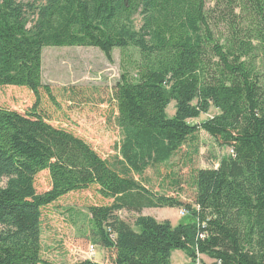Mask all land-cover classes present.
<instances>
[{
	"label": "trees",
	"instance_id": "16d2710c",
	"mask_svg": "<svg viewBox=\"0 0 264 264\" xmlns=\"http://www.w3.org/2000/svg\"><path fill=\"white\" fill-rule=\"evenodd\" d=\"M77 47L110 60L115 49L141 52L136 73L113 89L122 132L114 158L53 126L40 107L43 94L57 103L43 50ZM3 87L27 88L37 102L24 114L0 107V264H51L42 258L45 211L93 187L110 203L89 206L91 239L111 264H172L178 250L195 264H264V0H0ZM211 109L219 113L192 123ZM201 132L234 153L194 170L193 203L144 185L149 169L197 146ZM44 172L51 190L39 194ZM151 208L182 209L189 222L142 215ZM120 212L139 215L136 229Z\"/></svg>",
	"mask_w": 264,
	"mask_h": 264
},
{
	"label": "rangeland",
	"instance_id": "374dc122",
	"mask_svg": "<svg viewBox=\"0 0 264 264\" xmlns=\"http://www.w3.org/2000/svg\"><path fill=\"white\" fill-rule=\"evenodd\" d=\"M210 1V0H209ZM133 25L140 29L143 18L136 15ZM141 52L135 47L115 49L112 59L96 48H45L43 50V82L49 85L57 103L43 94L41 109L53 126L66 129L90 143L104 158L118 155L122 132L116 123L113 110V89L122 74L129 70L136 72L132 66L142 61ZM37 102L33 92L22 87L0 88V107L26 113ZM175 104L169 107V115L175 113ZM219 112L211 109L206 115L193 120L201 124L213 118ZM193 143V141L191 142ZM189 144V143H188ZM184 144L179 152L167 164L158 169H149L145 173L144 185L156 193L179 198L187 204L194 201L195 189L192 174L196 169H213L219 166L221 159L230 155L228 147H220L205 132L198 134L197 146ZM180 184L173 185L175 181ZM6 181L0 180V188ZM36 187L39 194L51 190L47 172L37 177ZM104 200L93 187L82 192H75L62 198L45 211L42 232V258L51 264H77L90 260L89 248L92 242L90 232L89 206L105 205ZM182 209L151 208L143 210L142 215L156 219L170 218L174 226L189 222L190 216L183 217ZM119 218L135 228L138 214L120 212ZM136 229V228H135ZM97 246L93 261L98 264H111L112 254ZM184 254V259L181 258ZM203 257V256H202ZM201 257V259H202ZM209 263L211 259L203 257ZM173 264H195L183 251H175ZM196 264H201L199 261Z\"/></svg>",
	"mask_w": 264,
	"mask_h": 264
},
{
	"label": "built area",
	"instance_id": "2783aa9c",
	"mask_svg": "<svg viewBox=\"0 0 264 264\" xmlns=\"http://www.w3.org/2000/svg\"><path fill=\"white\" fill-rule=\"evenodd\" d=\"M233 153H234L233 150H230V154L233 155ZM187 214H188V213H187L186 211H184V210L181 211V215H182L183 217H186ZM111 238L115 240V239H116V236H115V235H112ZM96 249H97V246H96V245H93V244H92V246L89 248V255H90V258H89V259L92 260V261H93V258H94L95 255H96Z\"/></svg>",
	"mask_w": 264,
	"mask_h": 264
},
{
	"label": "crops",
	"instance_id": "0c3cea01",
	"mask_svg": "<svg viewBox=\"0 0 264 264\" xmlns=\"http://www.w3.org/2000/svg\"><path fill=\"white\" fill-rule=\"evenodd\" d=\"M146 211H147V209H146ZM155 219H156V218H155ZM157 220H158V221H165V220H171V219L166 217V218H164V219H161V220L157 219ZM172 224L175 225L174 222H172ZM173 253H174V252H173ZM173 253H172V257H173ZM184 257H185L184 254H181V258L184 259ZM203 257H204V256H203ZM203 257H202V259H204ZM209 263H210V262H209ZM172 264H173V263H172Z\"/></svg>",
	"mask_w": 264,
	"mask_h": 264
}]
</instances>
